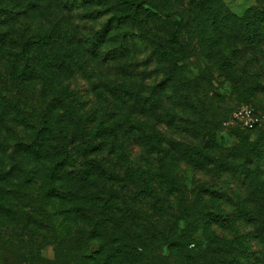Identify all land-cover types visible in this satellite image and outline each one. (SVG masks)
I'll return each instance as SVG.
<instances>
[{"label": "trees", "instance_id": "16d2710c", "mask_svg": "<svg viewBox=\"0 0 264 264\" xmlns=\"http://www.w3.org/2000/svg\"><path fill=\"white\" fill-rule=\"evenodd\" d=\"M68 1V12L100 6L111 18L90 41L91 56L97 59L115 42L111 59L119 61L135 45H148L147 58L163 66V80L147 88L129 80L90 82L94 91L107 92L111 112L85 109L67 90V100L52 98L32 123L21 114L18 124L28 134L0 148L7 161L0 166V262L13 244L25 264L40 261L47 247L55 252L53 264H264V214L248 207L260 201L254 190L264 180L247 163L252 156L260 169L264 141L242 136L233 154L222 155L219 119L197 95L199 83L212 88L211 72L226 75L234 87L240 83L224 48L264 43V6L238 16L221 0H180L172 7L153 0H0V59L7 46L14 47L20 64L0 86V128L16 121L14 110L33 79L69 73V65H77L74 59L65 63L67 54L87 53L75 38L77 28L65 26L66 16L54 10ZM41 15L49 20L33 26ZM195 56L208 69L196 79L181 77L177 64ZM168 94L174 111L196 117L181 130L194 145L161 130L181 119L169 112V125L164 121ZM228 115L225 110L220 117ZM179 163L194 174H230L251 191L187 185L177 174Z\"/></svg>", "mask_w": 264, "mask_h": 264}, {"label": "rangeland", "instance_id": "374dc122", "mask_svg": "<svg viewBox=\"0 0 264 264\" xmlns=\"http://www.w3.org/2000/svg\"><path fill=\"white\" fill-rule=\"evenodd\" d=\"M156 4L163 5L168 4V6H175L174 4L181 3L180 0H153ZM223 4L234 14L242 16L249 10L256 8L258 6H264V0H221ZM71 1H68L66 6H58L54 10L61 14V16H66L63 20L65 26L71 25L76 29L75 38L78 42L82 43L83 51H87L84 55L80 54L79 50H71V53L67 54V59L65 63L70 64L71 60L76 63L69 65L71 71L69 73H63L61 70L46 78V75L36 78V80L31 81V86L25 94H21L24 98L22 106L19 110H14L18 112L15 122L7 121L6 124L0 128V148L11 147L15 140L23 139L25 133L28 134L27 128H21V124H18V120L21 119V114L25 117L28 115V124L32 123L31 117H36L37 113L47 104L52 98L67 100L70 97L71 91L75 101L85 109H94L95 111H100L107 109L109 112L113 111V105L108 104L104 100L109 98L107 92L100 88L94 91L90 87V82H123L130 81L131 83L137 81L142 83L144 87H149L150 85L156 83L160 84L163 80V66L159 63L156 57L151 56L150 59L147 56L150 54L151 48L148 45H135L131 53L129 52L126 57L121 60H113V54L116 50V43H111L100 49V56L97 59L91 56L88 51L89 43L95 37V34L103 30V26L110 16L106 14L103 7L91 6L82 11H74L66 9H71ZM47 16H50L48 14ZM70 18V20H69ZM38 20L48 21L45 15H41L40 18H35L33 21V26H37ZM18 27V25H17ZM128 30V29H127ZM189 40L187 36L184 38ZM94 40V39H93ZM87 41L85 44L84 42ZM112 52H111V51ZM224 54L229 57L231 63L235 64V77L241 78L240 83L237 86H232V81L228 79L226 75L221 76L220 72H211L208 78L210 80V86H201V91L197 92V95H201L203 98L207 99V102L211 103L212 106L206 104V106L213 110L215 118L218 120V130L216 135L218 137V143L220 145V152L222 155H228V153L235 147L241 144L239 138L246 136L249 143H256L260 138L264 141V43L256 46L254 49H249L242 45H228L224 48ZM15 50L14 47L7 49L2 53L0 59V86L1 84L10 81L11 74L13 71L17 70L20 66L19 62L15 61ZM77 56H79L77 58ZM109 60H108V59ZM80 60V64L78 63ZM151 61V63H149ZM178 68H182L181 77L188 80L196 79L201 75L202 71L207 68L206 61L201 58V56L191 57V59H186L180 61L177 64ZM15 68V70H14ZM208 69V68H207ZM161 72V73H160ZM136 76H143V79H136ZM47 80L45 82L44 80ZM240 80V79H238ZM245 83V84H243ZM68 90V91H67ZM101 92L102 95H99ZM72 97V96H71ZM7 99V97H4ZM172 96L170 94L165 97V105L163 111H166L164 121L168 124V113L171 112L174 116H179L181 119L172 118L171 125H164L161 130L167 135L175 140L184 142L185 144L194 145L196 142L191 140L181 131L189 125V122L196 120L194 115L181 111L178 113L173 110V107L168 105ZM202 98V99H203ZM210 99V100H209ZM215 99V100H213ZM217 99V100H216ZM8 100V99H7ZM13 101V100H8ZM1 102V99H0ZM217 103V105L215 104ZM5 108V107H4ZM11 110V107L9 108ZM249 110L252 115L257 118L258 125L253 129H246L243 127L241 122L237 120L235 114L239 110ZM228 110V117L221 118L222 113ZM7 111V110H6ZM163 111L162 115H163ZM225 116V115H224ZM189 117V118H188ZM24 118V117H23ZM190 119V120H189ZM25 120V118H24ZM224 120V121H222ZM2 122V120H1ZM0 122V123H1ZM5 122V121H4ZM29 126V125H27ZM1 127V126H0ZM7 150V155L9 154ZM229 154H233V153ZM216 156L219 154L214 151ZM4 156L0 153V166L1 163L6 164ZM253 165H248L250 170L257 169L260 172L261 180H264V158L260 160V169L255 168L256 164L252 156H249L247 163ZM182 178L186 177L187 185L199 184H209L210 188L218 190L219 187L223 185L228 186L233 193H238L244 195L248 194V186L238 187L237 184L231 180L232 175L220 177L215 172L210 171L207 173L197 172L193 173L191 169L185 168L179 163L177 169ZM224 179V180H223ZM15 184V183H14ZM252 190H254L252 188ZM257 194L262 195L260 201L257 203L250 202L248 204L249 208L255 211L263 212L264 214V184L263 187L255 188L254 190ZM264 222V216L261 219ZM249 230V229H248ZM16 245L7 247L2 254L0 264H25L18 253V248H14ZM264 252V250H263ZM42 259L40 261H35L34 264H53L55 260V252L53 247H47L42 253Z\"/></svg>", "mask_w": 264, "mask_h": 264}, {"label": "built area", "instance_id": "2783aa9c", "mask_svg": "<svg viewBox=\"0 0 264 264\" xmlns=\"http://www.w3.org/2000/svg\"><path fill=\"white\" fill-rule=\"evenodd\" d=\"M235 117L241 122L244 128L253 129L258 125V119L255 118L249 110H239L236 112Z\"/></svg>", "mask_w": 264, "mask_h": 264}]
</instances>
